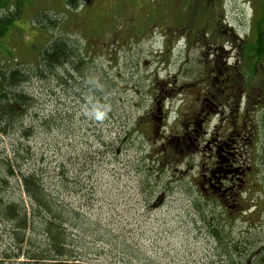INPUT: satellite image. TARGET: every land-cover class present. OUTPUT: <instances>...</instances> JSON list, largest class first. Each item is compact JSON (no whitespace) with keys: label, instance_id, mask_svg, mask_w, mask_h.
Listing matches in <instances>:
<instances>
[{"label":"rangeland","instance_id":"374dc122","mask_svg":"<svg viewBox=\"0 0 264 264\" xmlns=\"http://www.w3.org/2000/svg\"><path fill=\"white\" fill-rule=\"evenodd\" d=\"M17 1L23 12L0 40V73L35 77L18 87L31 98L22 128L0 130V162L22 146L23 171H46V185L82 214L83 229L69 231L91 249L76 247L83 264H241L239 248L264 251V104L237 142L230 95L244 87L254 106L252 86L264 84V70L246 59L263 0ZM37 13L56 27H36ZM59 39L80 71L36 73L40 52ZM193 120L199 132L186 147L178 138ZM225 144L238 170L221 195L204 180ZM212 220L223 240L211 235Z\"/></svg>","mask_w":264,"mask_h":264},{"label":"trees","instance_id":"16d2710c","mask_svg":"<svg viewBox=\"0 0 264 264\" xmlns=\"http://www.w3.org/2000/svg\"><path fill=\"white\" fill-rule=\"evenodd\" d=\"M22 12L21 1L0 0V40L10 31L15 30V23L21 18ZM52 17L37 13L32 20L35 21L33 23L36 27L47 30L56 27L57 20ZM252 33L254 39L248 45L246 59L250 60L251 71L264 70V0L261 17L255 23ZM47 44L37 58L36 73L46 72L58 78L57 73H63L64 77L69 76L67 67H70L71 71H80V62L73 46L60 39ZM252 76L249 74V80ZM33 77L35 74L25 70L20 71L18 68H13L5 74L0 73V130L2 132L11 129L9 131L13 134L14 131L22 128L18 119H21L31 98L21 94L18 87L29 83ZM222 83L223 81L219 80V84ZM243 88L239 85L233 86L231 88L233 91L230 93L231 96H236L235 107H239V114H236L239 117L237 123L242 126H238L241 131L235 132V136L234 131L232 134L237 142L243 139L242 129L246 125V117L253 115L252 108L264 104V84L256 81L252 86L255 90L254 94L258 96L254 106L250 100L256 96L249 95V100ZM205 107L209 109L208 105ZM28 133L31 135L33 131L23 130L20 136L23 138ZM13 145L9 151L10 156H5L0 162V173L3 177L0 179V264H83L84 254L80 250L76 253V247L89 251L91 249L82 244V238L77 235L79 233L75 234L69 229L82 230L85 224L84 217L78 210L68 205L55 187L46 185L45 178L49 176L46 171H23L22 166L28 161L25 149L17 144ZM225 155L228 159L232 157L229 151L225 152ZM156 163L159 165L158 162ZM58 175L61 176V180L68 179L63 173ZM9 180L13 181L12 186ZM247 192L250 193L249 186ZM21 194L25 196V199L20 197ZM239 201L236 199L235 203L238 207L246 204ZM199 211L202 212V210ZM242 212L245 213L246 210ZM206 224L211 228V235L219 241L223 240L221 231L218 230L214 220L206 221ZM240 249L235 252L245 259L250 256L246 249ZM126 251L127 254L131 253L129 250ZM109 254L112 255L113 252Z\"/></svg>","mask_w":264,"mask_h":264},{"label":"flooded vegetation","instance_id":"af4514ba","mask_svg":"<svg viewBox=\"0 0 264 264\" xmlns=\"http://www.w3.org/2000/svg\"><path fill=\"white\" fill-rule=\"evenodd\" d=\"M214 107V105H213ZM192 126L189 128V132L190 134L185 132V136L183 137H179V141L182 139V141H180V143L184 144L185 146L188 147V142L192 143L194 141L192 135L195 134L197 131L196 124L194 122H191ZM195 125V126H194ZM232 133H230V135H232ZM227 146L226 144L222 146H218V148L216 149V153L217 154H221L219 156H217V158L215 160H219L216 164H214L210 170V177L207 178L206 180H204L205 182L208 183V186L211 190H217V192L221 195L224 194V192L221 193V188H222V182L228 181L229 179H231L232 175L234 173H237V166L236 165H232L229 162L228 157H226V155L224 154ZM213 180H215L217 187H215L213 185ZM235 186V185H234ZM202 188V187H201ZM205 189V188H203ZM244 264H264V251H255L253 254H251L248 258L245 259Z\"/></svg>","mask_w":264,"mask_h":264}]
</instances>
